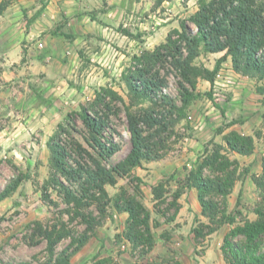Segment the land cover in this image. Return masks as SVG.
Masks as SVG:
<instances>
[{
    "label": "rangeland",
    "instance_id": "1",
    "mask_svg": "<svg viewBox=\"0 0 264 264\" xmlns=\"http://www.w3.org/2000/svg\"><path fill=\"white\" fill-rule=\"evenodd\" d=\"M197 8L196 0H165L162 3L159 0H80L71 13H63L53 25V31L57 33L55 36L60 39L54 44L53 54L47 53L49 57H40V54H45L43 52L38 54V63L53 66L55 71L48 74L30 68L28 58L19 63L22 71L20 78L9 85L7 83L0 90L3 92L0 99V188L20 172L29 178L10 197L0 202V264L24 261L44 264L48 259L47 242H37L39 239L32 235V227L35 221L56 223L60 219V209L64 207L50 205L43 199L41 191L50 175L48 141L60 129L59 125L66 123L69 113L79 111L82 105H90L103 87L113 88L128 101V88L122 76L132 66L133 56L166 42L169 32L179 28V20L189 19ZM43 47L38 46L39 52ZM218 56L203 53L196 64L213 69L221 57ZM224 62L230 63L229 60ZM253 79V92H261L263 81ZM165 90L178 95L177 78L173 74L169 76V86ZM197 92L199 97L190 105L187 117L176 124L175 134L169 140L163 157L144 162L142 167L133 170L132 175L141 181L124 176L119 178L117 185L107 186L111 195L119 192L121 187L131 193H134L136 185L142 189L143 202L152 211L153 224L160 222L153 228L155 246L152 251L143 253L141 249L134 250L129 241L122 237L128 214L109 208L107 217L96 228L93 237L72 256L75 264H93L95 260L103 258L110 259L109 264H198L211 243L217 245L221 241L223 246L224 233L235 224L226 223L217 233L197 241L193 228L199 226L200 222L207 223L208 219L202 215V209L197 208L190 194L186 195L180 217L168 223L154 207L152 187L163 182L170 196L184 185L189 170L211 152L215 143L222 144L223 137L218 135V129L225 127L226 120L242 121L249 116L247 119H256V122L262 117V123L253 130L256 138L263 137L261 147H264V111L253 109L250 114L234 105V110L230 109L233 91H228L217 101L213 96L212 84L205 79H199ZM242 103L243 106L252 105L247 101ZM224 108L225 111L229 110L228 116L222 115ZM75 118L83 128L81 119ZM112 124L114 137L122 147L111 159L114 163L130 149L126 112L122 110L118 116L113 115ZM76 136L88 146L80 134ZM65 139L69 141L67 137ZM229 156L236 159L233 152ZM246 169L240 164L241 174L236 181L239 186L236 191L235 187L233 189L240 203L236 201L231 208L228 197L227 210L236 211L238 222L257 218L255 208L264 206V196L259 190L248 188L251 174ZM52 195L59 200L55 191H52ZM62 220L75 233L85 229L80 220L71 221L67 215ZM69 241L70 238L64 239L58 250ZM183 242L190 252L180 245ZM194 246L196 248L193 250ZM209 259L218 264L214 256Z\"/></svg>",
    "mask_w": 264,
    "mask_h": 264
},
{
    "label": "trees",
    "instance_id": "2",
    "mask_svg": "<svg viewBox=\"0 0 264 264\" xmlns=\"http://www.w3.org/2000/svg\"><path fill=\"white\" fill-rule=\"evenodd\" d=\"M16 0H0V16ZM165 0H159L162 3ZM185 2L191 0H183ZM198 8L189 19H180L179 28L167 35L166 42L154 49H144L133 56V64L123 72L128 88V101L113 88L103 87L90 105L69 113L66 123L49 139L50 175L42 185V197L60 209L56 223L35 221L32 235L47 242L48 259L44 264H71L93 237L107 217L109 208L128 214L122 237L134 250L148 253L155 246L152 211L143 202V191L136 185L134 193L125 187L111 195L107 186L118 184L119 178L129 176L144 162L163 157L169 140L175 134L176 124L187 117V110L199 97V79L211 84L222 62L230 59L233 68L264 83V0H196ZM126 33L129 34L127 30ZM57 34V33H55ZM63 35H67L63 33ZM223 53L213 69L196 64L201 54ZM177 78L178 95L165 89L169 76ZM264 93V86L260 89ZM211 95V94H210ZM124 110L130 134V149L119 160L111 159L121 151L114 137L112 116ZM222 115L226 116L225 109ZM75 117L82 121L81 128ZM240 120L225 124L231 127ZM225 127H220L222 133ZM80 134L86 146L76 135ZM65 137L69 139L66 141ZM225 144L215 143L184 178L170 196L162 182L152 187L157 213L166 222H174L182 207L180 198L186 188H195L207 223L193 228L198 241L218 231L224 224H235L226 233L222 246L227 264H264V206H257V218L236 220V211L227 210L228 197L240 177V162L229 153L249 155L255 151L254 135L231 130L223 135ZM0 160V164H1ZM29 176L24 172L13 176L0 188V202L16 192ZM253 181L264 196V156L262 172ZM55 191L59 197L52 195ZM240 203V200L237 201ZM163 205V207H161ZM80 220L85 229L75 233L62 220ZM70 238L58 250L59 244ZM110 259H97L93 264H109ZM19 264H29L20 262ZM171 264H180L171 262Z\"/></svg>",
    "mask_w": 264,
    "mask_h": 264
},
{
    "label": "crops",
    "instance_id": "3",
    "mask_svg": "<svg viewBox=\"0 0 264 264\" xmlns=\"http://www.w3.org/2000/svg\"><path fill=\"white\" fill-rule=\"evenodd\" d=\"M79 1L80 0H16L11 6L8 7L5 13L0 16V67H3V69L0 70V90L6 86L7 83L9 85L20 78L22 71L19 69V66H21L19 63L25 58L29 59L27 62H30V68L40 69L48 74H51L55 71L53 66L51 67L49 65H43L40 61L38 63V54L41 52L45 53L42 55L40 54V57L48 55L47 53L53 54L51 52L54 50V44L58 43L60 40L58 36H55L53 25L61 18L63 13H66L67 15L71 13ZM39 42L44 43V47L41 48L40 52L38 50ZM208 54H218L220 56L223 55V53ZM47 57H49V55ZM228 60L230 61V59ZM254 83L255 81L251 77L242 80L240 86H238L230 95V109L234 110V105V107H242L243 112L245 113L251 114L256 109L264 111V101L259 100L264 99V93L259 92L258 90L253 92L251 86ZM2 94L3 92L0 91V99ZM246 101L252 105L243 106L244 103L242 102ZM246 106L249 108L247 109ZM225 113L226 116H228V113L230 114L228 109L225 111ZM247 117L249 116H245V120L239 121L231 127H227L222 133H218V135L223 137V135L228 131L236 130L241 134L255 136L253 129L255 126H258L262 123L263 118L261 117L255 122L256 119H247ZM228 121L229 120H226V122ZM262 141L263 137L256 138L255 151L249 155H242L237 152H233V157L239 160L241 166H246V171H249L251 174L248 177V188L253 189L254 191L257 189V186L253 181V176H258L262 172V158L264 156V147H261L263 145ZM222 144H225L224 140L222 141ZM238 186V184L235 185V191ZM235 191L230 194L231 196L229 195V206L231 208L236 204L237 201ZM187 193L190 194L193 202L197 205V208L200 207L202 209L198 199L197 190L195 188H187V191H185L180 198V202L182 204L180 210L182 211L184 209ZM246 198L250 199L248 196H246ZM180 214L181 212L179 211L177 218L180 217ZM226 233L227 232L224 233L222 240H224ZM211 235H208L207 237H210ZM191 240L194 242V244L196 243L194 239L191 238ZM220 243L221 241H219L217 245L211 243V245L208 246L206 250L205 256H203V259L200 260L198 264H214L209 259L212 256L217 259L218 264H227ZM180 245H183L184 250L190 252L188 246H185L184 242L180 243ZM195 248L196 247L194 246L192 249L194 250ZM71 264H75L72 257Z\"/></svg>",
    "mask_w": 264,
    "mask_h": 264
},
{
    "label": "built area",
    "instance_id": "4",
    "mask_svg": "<svg viewBox=\"0 0 264 264\" xmlns=\"http://www.w3.org/2000/svg\"><path fill=\"white\" fill-rule=\"evenodd\" d=\"M43 45L42 42L38 43L39 47H43ZM246 78H249V76L237 72L231 62H223L217 70L212 83V92L215 100L220 101L228 91H234L242 80Z\"/></svg>",
    "mask_w": 264,
    "mask_h": 264
}]
</instances>
